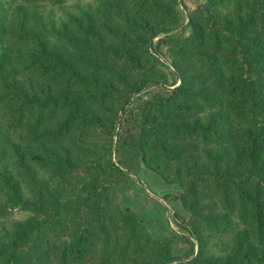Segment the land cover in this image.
Returning <instances> with one entry per match:
<instances>
[{
	"label": "trees",
	"instance_id": "obj_1",
	"mask_svg": "<svg viewBox=\"0 0 264 264\" xmlns=\"http://www.w3.org/2000/svg\"><path fill=\"white\" fill-rule=\"evenodd\" d=\"M67 1L0 0V264H264V0L187 10L171 79L179 0L25 10ZM140 163L182 254L119 200Z\"/></svg>",
	"mask_w": 264,
	"mask_h": 264
},
{
	"label": "rangeland",
	"instance_id": "obj_2",
	"mask_svg": "<svg viewBox=\"0 0 264 264\" xmlns=\"http://www.w3.org/2000/svg\"><path fill=\"white\" fill-rule=\"evenodd\" d=\"M203 1L179 0L180 6H177L179 26L168 35L164 43L160 44V51L157 53L158 67L168 75L169 79L173 76V68L169 65V58L165 51L166 45L169 43L170 38L187 34L188 28L186 26L185 13ZM97 3H100L99 0H68L61 6L28 5L25 10L27 13L30 12L31 15L35 13L36 19L38 17L44 19L50 16L56 20H63L69 13L75 12V8H78L79 12L82 13L86 7H95ZM156 39L155 37L152 41L154 42ZM11 171L12 169H9V172ZM115 189L120 202L127 205L130 212L146 224L153 237L162 239L173 238L171 250L174 254L179 255L186 250L187 243L177 239L178 234L182 231L172 218V213L176 212L181 216H186L187 213L181 208L177 199L171 198V195L175 192L171 185L163 183L155 172L140 163L136 173L126 181L118 183ZM26 215V212H16L12 217L22 219Z\"/></svg>",
	"mask_w": 264,
	"mask_h": 264
}]
</instances>
